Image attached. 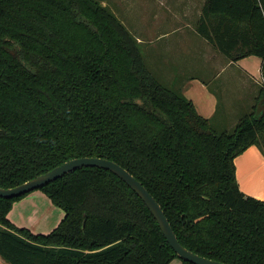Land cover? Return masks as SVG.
I'll list each match as a JSON object with an SVG mask.
<instances>
[{"label": "trees", "instance_id": "obj_1", "mask_svg": "<svg viewBox=\"0 0 264 264\" xmlns=\"http://www.w3.org/2000/svg\"><path fill=\"white\" fill-rule=\"evenodd\" d=\"M198 33L232 61L263 59L264 0H206ZM264 154V84L251 113L217 133L191 99L147 67L138 39L97 0H0V187L75 158L128 170L180 243L226 264H264V200L245 194L235 159ZM37 190L64 210L50 233L10 221L8 264H170L181 259L143 199L113 172L83 167Z\"/></svg>", "mask_w": 264, "mask_h": 264}, {"label": "crops", "instance_id": "obj_2", "mask_svg": "<svg viewBox=\"0 0 264 264\" xmlns=\"http://www.w3.org/2000/svg\"><path fill=\"white\" fill-rule=\"evenodd\" d=\"M202 1L199 18L206 0ZM184 29L179 27L170 32H160L154 41V49H151L158 55H155L154 68L150 71H159L158 69L164 68L163 72L169 74L168 80H161L155 72L154 75L164 84L168 83L176 87L175 90L181 91L184 96L191 99L197 111L206 118L211 119L220 107L234 108L237 111L248 108L249 104L254 107L264 84L263 59L251 55L232 61L200 35L202 37L200 48L203 49L204 57L195 72H189L190 70L182 69L183 67L186 69V62L183 59L189 50L185 49L186 44L176 42L156 44L157 41ZM192 46L195 47L196 52L201 50L197 49V45ZM159 60H162L165 65L159 63ZM235 163L240 189L247 195L264 200V154L260 148L256 145L250 146L235 159ZM64 217V210L56 206L41 190L32 191L20 201L15 202L8 214V218L16 226L42 234L53 231ZM3 262L4 260L0 257V264ZM174 264H182V262L179 260Z\"/></svg>", "mask_w": 264, "mask_h": 264}, {"label": "rangeland", "instance_id": "obj_3", "mask_svg": "<svg viewBox=\"0 0 264 264\" xmlns=\"http://www.w3.org/2000/svg\"><path fill=\"white\" fill-rule=\"evenodd\" d=\"M104 6H107L115 15L123 22L128 30L138 39L147 67L151 70L154 68V57H156L154 49V41L160 35V32H170L175 28H185L183 31H178L170 37L164 38L156 42L158 45H164L167 42H176L186 44L185 59L186 69L189 72H195L202 61L203 49L200 48L202 37L197 32V24L199 15L201 14L202 0H97ZM197 32V33H196ZM206 43V42H205ZM201 49L196 52L195 47ZM207 44V43H206ZM205 44V45H206ZM161 48V47H160ZM159 48V49H160ZM212 53L213 50H212ZM207 55H209L207 53ZM175 62V61H174ZM159 63L165 65L162 60ZM167 69V67H166ZM155 71L156 75L161 80H168L169 74L164 73L163 69ZM153 72V71H152ZM153 72V73H154ZM189 74V73H188ZM170 88L176 87L166 83ZM213 85V83H211ZM255 106V105H254ZM225 113H224V111ZM253 107L248 105V108H241L238 111L234 108L223 109L219 108L217 113L212 115L211 121L213 128L217 133L225 131L232 132L237 126L241 117L251 113ZM49 210V209H48ZM50 214V211H48ZM175 259L172 264L178 262ZM2 264H8L3 262Z\"/></svg>", "mask_w": 264, "mask_h": 264}, {"label": "water", "instance_id": "obj_4", "mask_svg": "<svg viewBox=\"0 0 264 264\" xmlns=\"http://www.w3.org/2000/svg\"><path fill=\"white\" fill-rule=\"evenodd\" d=\"M83 167H99L102 169L109 170L115 175H117L119 178H121L125 183H127L143 199L148 208L151 210L152 214L158 221L159 226L164 236L166 237L168 243L172 246V248L175 250V252L181 259L188 261L192 264H226L217 260L201 256L183 246L180 243L175 231L173 230L167 216L165 215L163 208L161 207L159 202L152 196V194L147 190V188L120 164L106 158L82 157L72 159L16 187H0V197L14 198L30 193L53 181H56L57 179L63 177L66 174L74 172L77 169H81Z\"/></svg>", "mask_w": 264, "mask_h": 264}]
</instances>
